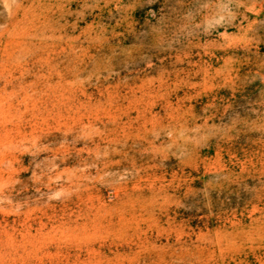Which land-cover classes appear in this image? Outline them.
Listing matches in <instances>:
<instances>
[{"label":"rangeland","instance_id":"obj_1","mask_svg":"<svg viewBox=\"0 0 264 264\" xmlns=\"http://www.w3.org/2000/svg\"><path fill=\"white\" fill-rule=\"evenodd\" d=\"M0 264H264V0H0Z\"/></svg>","mask_w":264,"mask_h":264}]
</instances>
